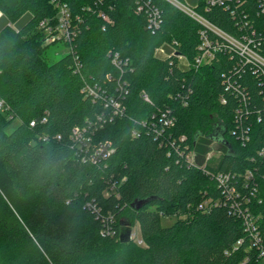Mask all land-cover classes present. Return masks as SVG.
I'll list each match as a JSON object with an SVG mask.
<instances>
[{
    "label": "trees",
    "instance_id": "1",
    "mask_svg": "<svg viewBox=\"0 0 264 264\" xmlns=\"http://www.w3.org/2000/svg\"><path fill=\"white\" fill-rule=\"evenodd\" d=\"M59 2L73 40L49 62L55 42L39 24L57 18ZM189 4L225 33L253 36L264 56L257 0ZM0 11V264H263L235 208L250 196L264 232V74L254 63L169 0H0ZM202 32L221 48L194 65ZM112 97L123 111L106 105ZM216 123L226 143L209 162ZM75 128L112 152L83 158ZM248 169L255 195L236 183L241 195L230 196L215 177ZM164 215L177 219L164 226ZM125 226L143 244L122 239Z\"/></svg>",
    "mask_w": 264,
    "mask_h": 264
},
{
    "label": "built area",
    "instance_id": "2",
    "mask_svg": "<svg viewBox=\"0 0 264 264\" xmlns=\"http://www.w3.org/2000/svg\"><path fill=\"white\" fill-rule=\"evenodd\" d=\"M181 9H183L185 12H187L189 15H191L193 18L197 19L198 21L205 24L208 28H210L212 31L217 33L218 35L222 36L228 43L230 44L231 48L234 49V51L246 62L254 63L256 66V70L259 71V73L264 74V56L259 53V51L256 49L257 42L253 36L250 34L244 33L241 37L229 35L207 21L202 15L197 13L193 6H191L189 3L180 0H169ZM235 1L236 3L244 4L245 0H207V3L211 5L215 4H225L226 2ZM258 3V13L261 15H264V0H257ZM58 7V14L56 19H50V18H44L40 21L39 26L44 28L46 32V41L47 42H57L62 40L64 43L69 42L71 43L73 40V33L71 31V20H70V13L69 8L66 3L59 2L56 4ZM2 15V12L0 11V17ZM108 21L109 18H107ZM161 23V18L159 15V11L157 9H153L150 13L149 17V23L148 27L152 30H155L159 27ZM201 52L199 56L196 58V61L194 65H200L204 62H208L211 60V58L214 56L215 52L221 48L220 45L217 43H214L205 32L201 33ZM162 52H164V49H160ZM121 59L119 58V55L115 53L112 57V62L115 65L121 64ZM122 70V69H121ZM123 71V70H122ZM120 77L118 79L119 86H121ZM89 88V87H88ZM91 93L95 94L94 89H90ZM145 98H147L146 95H144ZM112 104L114 107L117 108L119 111H123V108L121 106V103L119 99L111 98L110 101L106 104L109 105ZM8 106L5 104V101L3 99H0V109L5 110ZM160 121L164 124L169 126L172 123V117H170L168 111H163L159 115ZM31 125H34V121H31ZM74 135L75 138L78 140V143H81L80 145V153L82 154V157L85 159H90L92 161H97L99 159H103L107 157L113 150V146L109 141L99 142L95 145L91 144V138L88 136H85L84 134H81L80 128L74 129ZM90 146H92L90 148ZM85 147L89 148L88 151H83ZM259 154L264 156V147L259 151ZM191 162L193 161V156L189 158ZM216 179L220 186L224 188L225 191L230 196H236L240 197L241 193L237 189L236 183H241L245 188H248L252 185L251 194H256L258 183L255 179V176L251 170H247L244 173V176H240L241 178H237L236 174H233L231 176L230 173H218L216 176ZM235 182V183H234ZM245 207L240 208L238 205L235 207L240 211V215L242 216L243 221V227L246 232V235L248 236V240L250 241L251 246L255 247L258 253V257L262 260L264 264V232L261 228V219L259 217H255L253 214L252 209L250 208L248 202L250 201V196L244 197ZM205 205H209L208 202H204V204H201L200 207H203ZM132 238H135V240L143 244L142 239L140 236L134 235ZM239 242H241L239 240Z\"/></svg>",
    "mask_w": 264,
    "mask_h": 264
},
{
    "label": "rangeland",
    "instance_id": "3",
    "mask_svg": "<svg viewBox=\"0 0 264 264\" xmlns=\"http://www.w3.org/2000/svg\"><path fill=\"white\" fill-rule=\"evenodd\" d=\"M185 2L194 3L195 0H187ZM69 51H70L69 47L66 46L62 42L52 43L47 48V52H46L47 60L49 62H54L60 57H62L63 55L67 54ZM18 123H19L18 120H14L9 126V130L13 129L16 125H18ZM210 146H211V152L208 153L207 158H206V161H209V162L214 160L215 158H219L222 152L224 151V148L221 147L223 146L221 142L212 141ZM176 219H177V215H164L161 217V223L164 226H168V225L173 224ZM134 235H136L137 237L140 236L138 227L125 226L123 228L121 238L122 239H125L128 237L130 238V237H133Z\"/></svg>",
    "mask_w": 264,
    "mask_h": 264
},
{
    "label": "water",
    "instance_id": "4",
    "mask_svg": "<svg viewBox=\"0 0 264 264\" xmlns=\"http://www.w3.org/2000/svg\"><path fill=\"white\" fill-rule=\"evenodd\" d=\"M226 128L222 123H216L213 126V131L209 135L210 139L216 142L226 143L225 141Z\"/></svg>",
    "mask_w": 264,
    "mask_h": 264
},
{
    "label": "crops",
    "instance_id": "5",
    "mask_svg": "<svg viewBox=\"0 0 264 264\" xmlns=\"http://www.w3.org/2000/svg\"><path fill=\"white\" fill-rule=\"evenodd\" d=\"M138 230H139V228H138Z\"/></svg>",
    "mask_w": 264,
    "mask_h": 264
}]
</instances>
